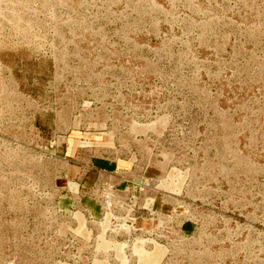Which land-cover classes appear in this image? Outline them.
<instances>
[{"label": "rangeland", "instance_id": "obj_1", "mask_svg": "<svg viewBox=\"0 0 264 264\" xmlns=\"http://www.w3.org/2000/svg\"><path fill=\"white\" fill-rule=\"evenodd\" d=\"M0 264H264V0H0Z\"/></svg>", "mask_w": 264, "mask_h": 264}, {"label": "crops", "instance_id": "obj_2", "mask_svg": "<svg viewBox=\"0 0 264 264\" xmlns=\"http://www.w3.org/2000/svg\"><path fill=\"white\" fill-rule=\"evenodd\" d=\"M71 148L74 149L73 146ZM75 151L76 148L74 149L73 153H75ZM78 157L81 156L79 155ZM70 162L72 163H70L69 168L71 170V174H74L73 178L76 179V183H74L76 184V189L82 190V192L85 194L87 193L86 196H89L88 193H90L92 189H94L98 185L99 177L102 176L103 173H106L109 170L111 171V175L118 172H120L121 174V171L119 170L120 166L118 167L117 163L113 161H105L100 158H93L87 165L85 163H82L83 161L76 162L73 159H71ZM125 181L126 182H122L123 184H121V188L126 194V191L128 192L130 187L128 186L129 180L125 179ZM163 201L164 199L162 196L156 195L154 198L150 199L148 206L142 205L140 202L139 206L143 211H141V213L139 214H136V208H138L139 206L137 207L136 203H131L127 195L119 199V203L124 209V216L131 218L134 223L137 222V225L139 223H141V225L143 223H147L143 219L144 215L152 218V216H156L161 212L172 211L171 208H169L170 206L164 204ZM132 212L133 216L131 215Z\"/></svg>", "mask_w": 264, "mask_h": 264}, {"label": "built area", "instance_id": "obj_3", "mask_svg": "<svg viewBox=\"0 0 264 264\" xmlns=\"http://www.w3.org/2000/svg\"><path fill=\"white\" fill-rule=\"evenodd\" d=\"M110 190H111V187H110ZM131 203H136V200H133V199H129Z\"/></svg>", "mask_w": 264, "mask_h": 264}]
</instances>
